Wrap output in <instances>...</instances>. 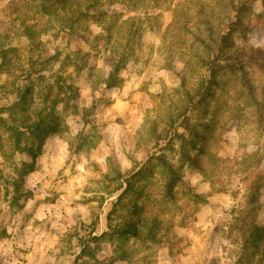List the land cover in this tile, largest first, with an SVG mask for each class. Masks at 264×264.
I'll return each instance as SVG.
<instances>
[{
  "label": "rangeland",
  "instance_id": "1",
  "mask_svg": "<svg viewBox=\"0 0 264 264\" xmlns=\"http://www.w3.org/2000/svg\"><path fill=\"white\" fill-rule=\"evenodd\" d=\"M79 2L95 21L71 30L46 0H0V59L15 51L0 68V264H258L264 0ZM197 41L243 68L201 107L202 172L173 138L202 120L182 95L206 76ZM134 206L161 230L122 233Z\"/></svg>",
  "mask_w": 264,
  "mask_h": 264
},
{
  "label": "trees",
  "instance_id": "2",
  "mask_svg": "<svg viewBox=\"0 0 264 264\" xmlns=\"http://www.w3.org/2000/svg\"><path fill=\"white\" fill-rule=\"evenodd\" d=\"M80 0H46L47 3L51 4L50 8H55L56 11L59 13H63L67 16V26L69 29H74L78 25H88L90 22L95 21L94 15L91 12L93 8L85 9L82 11ZM110 3H116L117 0H109ZM44 8V7H43ZM45 10V8H44ZM96 11V9H93V11ZM46 11V10H45ZM233 25V24H232ZM229 26V28L232 29L233 26ZM228 28V29H229ZM225 39V37H222ZM198 40V39H197ZM200 42V41H197ZM214 41L206 42L201 41V46H203V49L205 50V57L199 58V62L203 65L202 69L206 72V76L202 77L200 76V81L195 89H185L183 83V93L184 100L189 106V108L194 107V111L202 112L201 110L202 106L206 104L207 98L212 97L213 102L220 104L221 101L219 100V97H217V91L215 93H212V87H217L220 89L221 80L224 76L230 75L235 76L238 71L242 70V67H238L236 65L237 57L235 54L227 53V47L223 45L218 46H209ZM210 43V44H209ZM259 53H262L264 56V51H258ZM10 53H15V51L6 50L1 53V64L0 68L4 66H8L10 64V60L8 58ZM251 54L256 53L255 50L250 49ZM259 55L255 56L252 65L255 67H259L263 73H264V57ZM115 71H118L115 69ZM240 76H237L236 79H238ZM242 85L247 86L243 81H245L244 78H241ZM222 92H223V87ZM252 87L247 86L246 91H249V97L252 98ZM221 105V104H220ZM187 109V107L185 108ZM188 111H184V113L181 114V116L178 118L180 121L183 116H186V113ZM208 113V110L203 111L202 113V120L199 123V125H196L193 130L186 133L189 129L185 130V134H178L174 133L173 138L180 142V158L181 162H184L187 164L188 167L198 170L202 172V165L199 163L198 159H201L205 153L206 150L203 147V142L205 136L202 134L203 131L210 130L211 125H206L204 123L205 119L203 117V114ZM178 120L176 122H178ZM183 120V119H182ZM210 127V128H209ZM44 133V130L40 131L37 136L42 135ZM37 139V138H35ZM162 172L167 175V182L164 183V187L162 189L160 188V193L162 194V200H169L171 201L173 198V189L175 188V183L177 179L174 177V174L172 170L170 169V166L167 165L163 160H159ZM136 177V176H135ZM133 177V179L135 178ZM130 182V181H129ZM151 181H147L146 184H150ZM131 189V187H129ZM162 191V192H161ZM135 211L130 215V223L128 225V228H126L122 233L126 232L125 234L132 233V236L137 238L139 236V230L134 231V224H143L141 229H146L147 233L153 232L155 229L161 230L160 227L162 226V222L159 221V219H152L150 224L147 222L144 224V217L141 216L143 212V207L138 208L137 206H134ZM133 218H136V220H133ZM146 219V218H145ZM132 220V221H131ZM158 231V232H159ZM257 233L254 234L250 241V246L253 249L256 247L259 252H254L253 256L254 259L257 257L259 260L258 264H264V228L259 230H256ZM261 250V251H260ZM258 254V255H256Z\"/></svg>",
  "mask_w": 264,
  "mask_h": 264
}]
</instances>
